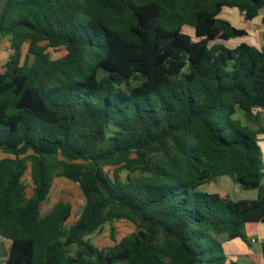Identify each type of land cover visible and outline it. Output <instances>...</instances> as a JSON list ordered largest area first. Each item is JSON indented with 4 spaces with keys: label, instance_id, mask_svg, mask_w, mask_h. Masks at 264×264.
<instances>
[{
    "label": "trees",
    "instance_id": "1",
    "mask_svg": "<svg viewBox=\"0 0 264 264\" xmlns=\"http://www.w3.org/2000/svg\"><path fill=\"white\" fill-rule=\"evenodd\" d=\"M224 8L253 20L264 0H6L0 44L8 38L12 53L0 68V152L14 156L0 160L7 264H230L224 242L247 241L246 225L264 223V126L235 118L242 110L258 123L264 110V48L226 46L248 32L222 19ZM60 49L65 55L54 59L49 50ZM224 176L258 198L200 190ZM58 177L85 197L69 226L71 203L48 209ZM116 219L136 230L118 240L112 228L114 244L102 249L87 239Z\"/></svg>",
    "mask_w": 264,
    "mask_h": 264
},
{
    "label": "rangeland",
    "instance_id": "2",
    "mask_svg": "<svg viewBox=\"0 0 264 264\" xmlns=\"http://www.w3.org/2000/svg\"><path fill=\"white\" fill-rule=\"evenodd\" d=\"M261 14H263V12ZM220 17L230 21L237 27L245 28L248 32V35L245 38L223 42L226 46L234 48L235 45L241 42H246L259 48H264V28L262 27V18L258 17L254 20L249 21L244 17V15H242V13L240 14L239 11L228 8L224 9L221 12ZM185 30L189 31L187 30V28ZM49 52L54 59L60 58L65 55V51L62 49L57 51L49 50ZM11 53L12 49L9 43V39L3 38L0 44V68L8 61ZM140 83L141 79H137L132 82V85L135 86ZM235 118L242 120L243 124H249L253 128H258L259 125L264 126V113H261L258 123L248 122L242 110L238 111L237 115H235ZM259 139L263 147L264 154V135H260ZM6 157L14 158V156L12 155L0 152V160ZM107 169L113 172V168L109 167ZM128 174V170H123L121 172V178L124 181L127 180ZM135 176L139 177L140 174L137 173L135 174ZM23 180L26 186V193L28 196H31L33 194L34 187L31 175V163H29V168L26 171ZM200 190L210 193L228 194L234 200H254L258 198L257 190H246L242 188L241 185L235 183L233 179L228 176L214 178ZM60 201L71 203L73 206V213L68 222L69 226L79 218L85 205V197L82 193L80 185L67 178H56L51 191L48 209H50ZM112 228L115 229L117 239L121 240L123 237L134 232L136 230V225L128 219H116L113 222L106 224L100 231L88 236L87 239H90L91 242L100 249L111 246L114 244L110 236ZM2 241L5 248L3 249L2 255L0 256V264H7L8 248L10 242L4 239ZM254 248L258 251H261L259 243L255 244ZM74 252L75 248H71L70 253L74 254Z\"/></svg>",
    "mask_w": 264,
    "mask_h": 264
},
{
    "label": "crops",
    "instance_id": "3",
    "mask_svg": "<svg viewBox=\"0 0 264 264\" xmlns=\"http://www.w3.org/2000/svg\"><path fill=\"white\" fill-rule=\"evenodd\" d=\"M224 9H226V8H224ZM228 9H233V8H228ZM235 10L239 11L238 9H235ZM240 14H241V12H240ZM242 15H244V14H242ZM263 16H264L263 14H260L258 17L262 18L261 19L262 20V27L264 28ZM258 17H256V18H258ZM249 21H251V20H249ZM235 27H237V26H235ZM237 28H240V27H237ZM243 29H245V28H243ZM237 39H240V38H237ZM237 39H232V40H237ZM232 40H230V41H232ZM241 43H239V44H241ZM239 44L235 45V47H237ZM260 49H262V48H260ZM237 113H236V115H237ZM261 113H264V110H262ZM245 234L247 236V241L242 239V238H235L232 240H226L224 242V249H225V253H226L227 258H228V262L230 264H264V253L262 251V244L264 243V223H262V222L248 223L245 227ZM253 240H255V242H253ZM258 243L260 244V250L261 251H258L257 249L254 248V245L258 244Z\"/></svg>",
    "mask_w": 264,
    "mask_h": 264
},
{
    "label": "water",
    "instance_id": "4",
    "mask_svg": "<svg viewBox=\"0 0 264 264\" xmlns=\"http://www.w3.org/2000/svg\"><path fill=\"white\" fill-rule=\"evenodd\" d=\"M5 3H6V0H1L0 1V18L2 16V13H3V9H4V6H5Z\"/></svg>",
    "mask_w": 264,
    "mask_h": 264
},
{
    "label": "built area",
    "instance_id": "5",
    "mask_svg": "<svg viewBox=\"0 0 264 264\" xmlns=\"http://www.w3.org/2000/svg\"><path fill=\"white\" fill-rule=\"evenodd\" d=\"M253 242H255V240H253Z\"/></svg>",
    "mask_w": 264,
    "mask_h": 264
}]
</instances>
